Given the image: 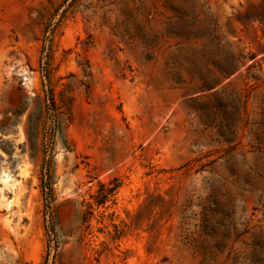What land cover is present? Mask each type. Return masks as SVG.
I'll return each mask as SVG.
<instances>
[{"label":"rangeland","instance_id":"374dc122","mask_svg":"<svg viewBox=\"0 0 264 264\" xmlns=\"http://www.w3.org/2000/svg\"><path fill=\"white\" fill-rule=\"evenodd\" d=\"M44 175L50 264H264V0H0V264Z\"/></svg>","mask_w":264,"mask_h":264},{"label":"trees","instance_id":"16d2710c","mask_svg":"<svg viewBox=\"0 0 264 264\" xmlns=\"http://www.w3.org/2000/svg\"><path fill=\"white\" fill-rule=\"evenodd\" d=\"M49 38V37H48ZM47 38V39H48ZM238 69L236 67H233L229 71L226 72L225 78L230 77L232 74H234ZM42 178V190H43V198H44V214L46 216V223H45V232L47 235V243H48V253H47V260L45 264L49 263V256H50V250L52 248V245L54 244V248L56 249L58 247V232L57 227L54 222V214L52 212V203L54 200V193L52 188V183L50 182V179L47 177ZM47 178V179H46ZM121 183L119 181H115L114 183H110V185L102 184L100 186V189L98 190L97 194L92 196L94 203L100 207L105 206L106 203L110 200L112 196L115 195L116 191L120 188ZM91 208V205L90 207ZM90 211L87 213H84L82 222L83 224L89 223V216Z\"/></svg>","mask_w":264,"mask_h":264}]
</instances>
